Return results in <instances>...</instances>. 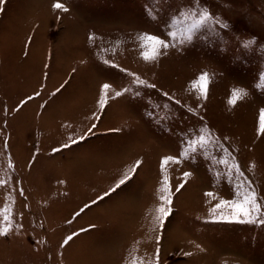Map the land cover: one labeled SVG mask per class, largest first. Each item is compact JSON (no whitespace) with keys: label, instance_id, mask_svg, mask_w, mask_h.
<instances>
[{"label":"rangeland","instance_id":"374dc122","mask_svg":"<svg viewBox=\"0 0 264 264\" xmlns=\"http://www.w3.org/2000/svg\"><path fill=\"white\" fill-rule=\"evenodd\" d=\"M57 2L63 3L68 12L56 10L53 5ZM193 12L197 13L195 17ZM201 13L228 27L209 21L193 33L191 40L181 41L180 33ZM171 32L177 33L175 40L169 36ZM145 33L160 36L176 47L154 63L145 61L142 52L151 51L150 47H141L140 37ZM26 37L29 44L33 38L29 53L34 42L41 48L34 61L21 55ZM250 39L253 43L248 44ZM45 55V67L53 70L45 72L47 90L56 87L71 71L68 98L79 94V88L95 94L103 80L113 82L117 86L114 90L130 88L119 98L122 102L115 109L120 119H132L128 116L132 114L137 117L140 130L129 136V142L152 141L154 161L171 152L182 159L183 172L193 173L178 195V199L183 198L170 225L173 237L165 247L167 264H218L219 259L229 257L242 264H264V225L220 220L221 215L231 216L232 210L227 206L215 213L211 211L221 200L243 201L250 188L264 205V140L256 134L259 111L264 108V0H0V56L4 57V65L0 60V112L5 101L12 107L35 91ZM94 57H103V62ZM113 64L119 68L111 67ZM24 66L31 71L26 76L21 70ZM120 68L154 83L156 88L138 86ZM201 72L210 76L207 101L198 100V93L191 87ZM235 88H243L247 95L232 107L228 100ZM201 127L210 128L212 137L207 139L212 142L194 143L195 152L183 155L189 142L199 140ZM217 137L227 138L230 152L217 146ZM1 143L0 140V180L5 183L0 185V214L7 212L12 226L23 225V230L0 237V264H59V255L63 254L66 264L82 260L75 252L68 254L72 243L66 249L58 247L65 232L54 231L52 226L49 193L54 185L41 187L33 183L37 175L34 173L27 177L29 197L13 198ZM82 149L76 154L81 155ZM129 151L127 147L114 154L119 159V155ZM65 160L67 155L52 163ZM47 161L50 160L42 159L41 166ZM234 161L241 165L242 177L233 169ZM145 169L143 165L139 174ZM36 185L40 188L36 189ZM209 191L214 198L205 196ZM132 192L130 189L119 195L118 200ZM68 204L64 201L60 210L66 212ZM259 214L264 215V208ZM67 217L65 213L59 220ZM205 217L218 225L202 223ZM256 217L253 211L249 219ZM34 239L45 243L35 246ZM194 242L206 251L193 255ZM181 245L183 253L193 256L183 255L182 259L177 254Z\"/></svg>","mask_w":264,"mask_h":264},{"label":"crops","instance_id":"0c3cea01","mask_svg":"<svg viewBox=\"0 0 264 264\" xmlns=\"http://www.w3.org/2000/svg\"><path fill=\"white\" fill-rule=\"evenodd\" d=\"M27 41L26 37L21 47V55L30 57L29 60L34 61L37 57L39 58L41 48L34 42V47L29 53L33 38L30 44ZM18 48L16 47V50ZM94 58L96 61L103 62V57ZM0 60H3L4 65V57L0 56ZM47 61L48 58L45 55L39 77L40 83L35 91L31 92V95H35L36 91H40L41 95L29 102L18 114L13 111L11 115L5 117L4 111L0 112V127L7 125L3 133H0V140L1 147L4 146L5 151V166L10 172L8 184L13 198L29 197L31 187L27 177L33 176L34 173L37 175L34 176L36 180L33 183L42 185L41 187L54 185L55 189L49 193V196L51 195L49 198L51 199L50 207L53 206V230L65 232L60 242L68 234L87 229L80 232L70 246L71 250L68 254L75 252L82 257V260L74 264H152L154 252L158 248L161 250L162 264H167L165 247L169 239L173 237L170 225L179 212L177 204L183 198L182 196L178 199L179 194L174 198L173 215L166 222L165 230L162 231L157 220L159 215L157 210L161 203L159 189L163 187L160 161L166 155L172 156V153H163L158 156L157 161H154L151 156L152 141L143 142V144L129 142V136L137 133L140 127L134 114L132 116L127 114L132 119L118 118L115 109L122 102L119 98L109 101L105 113L100 112L97 105L100 88L102 84L110 83L114 90L117 86L113 82L101 81L95 94L87 93L84 88H79V94L68 98L66 93L69 91L68 84L72 81L71 73L73 72L71 71L56 87L47 90L48 79L45 82V72L53 71L45 67ZM49 63L53 62L49 61ZM21 70L25 76L31 72L25 66ZM63 85L66 86L60 92L61 94L55 97L50 95ZM28 95L20 98L14 106ZM14 106H8L5 101L3 108L12 109ZM94 113L102 116V122L93 120ZM146 120L150 125L149 118ZM92 123H96L98 127L93 134H87V129ZM81 135L85 136L84 140H79ZM70 137L79 142L72 144ZM111 139L114 142H111ZM4 141H8V146L4 145ZM65 143L71 146L56 154L52 153L54 147H60ZM127 147H130V151L126 155L120 153L121 158H116L114 153L123 151ZM81 148L83 153L77 155L76 151ZM34 152H38L39 156L34 166L30 167ZM65 155H67L65 162L52 163L53 160H58ZM42 159L50 161L41 166ZM137 159L144 161L145 171L123 185L110 198L106 197L103 202L98 201L91 206L90 210H86L80 217L73 219L75 212L86 203L91 204L94 198H98L114 187ZM180 160V164L170 163L165 169L172 185L178 184L183 174V162L182 159ZM38 185L36 189L40 188ZM130 189L133 192L129 197L118 200L119 195ZM20 190L23 191V196L20 195ZM83 191L85 193H82ZM64 201L69 202L66 212L60 210ZM65 213L68 215L67 219L59 220ZM69 220H72V223H69ZM201 222L207 225L209 223L218 225L217 221H210L208 217ZM158 236L162 237L160 243L156 242ZM194 245L193 255L197 251L199 253L206 251L195 242ZM106 248H110V251ZM177 254L183 259V245L179 247ZM64 256L65 254L59 255V264H66ZM229 258L219 259L218 264L243 263Z\"/></svg>","mask_w":264,"mask_h":264},{"label":"snow or ice","instance_id":"6c2138e0","mask_svg":"<svg viewBox=\"0 0 264 264\" xmlns=\"http://www.w3.org/2000/svg\"><path fill=\"white\" fill-rule=\"evenodd\" d=\"M53 7L56 10H63L64 12H68V8L64 6L63 3H55ZM197 13L193 12L192 16H196ZM212 21L213 23L219 22L221 23L222 27H228L227 24H223L221 21H215L213 17L209 16L207 13H201L199 19H194L191 25L185 29L183 32L180 33V40H191L192 35L195 31H197L201 26L206 24L207 22ZM169 36L173 40L176 39L177 33L176 32H171L169 33ZM89 39H93V37H89ZM140 40L142 41L141 47H150L151 51H143L142 52V58L145 61L148 62H156L159 60L161 56H163L170 48H175L176 45L174 43H169L167 42L166 39H162L160 36L157 35H150V34H143L140 37ZM143 41L149 42L147 45L143 44ZM248 44L253 43V41L250 39ZM247 46V45H246ZM27 55V54H25ZM107 63V61H105ZM113 68H119L118 65H111ZM121 72L126 73L128 76H131L134 78V82L138 86H143L145 88H152L155 89L156 85L149 84L146 81L140 79L138 76L135 75V73L128 72L127 69L120 68L119 69ZM209 83H210V76L208 72H201L195 80L192 81L191 87L198 93L197 99L198 100H203L207 101L209 98ZM66 85L61 86V88H57L55 92L50 93L51 96L55 97L57 94H59L62 89ZM264 87V84L261 85ZM113 88V85L110 83H104L102 84L99 92V97L97 100V105L101 113H105L107 111V107L109 105L110 100H115L123 95L125 93H129L131 91L130 88H122L121 90H113V92L110 94L109 90ZM41 95L40 91H36L35 95H28L26 98H23L21 101L18 102L16 106H14L12 109H8L7 107H4L2 110L4 111L5 117L11 115L13 111H15L17 114L23 110V108L31 101L36 99ZM135 95H139V93H136ZM163 95L169 99H171L174 103L180 104V101L177 100L174 96H170L168 92H163ZM247 95V93L244 92L243 88H235L232 90L230 99L228 100V104L232 107H235L243 97ZM41 107H46V105H41ZM167 107V105H165ZM199 107H203V105H199ZM188 111H193L191 108L188 109ZM198 115V113H196ZM93 120L94 121H101L102 122V116L93 114ZM201 120L203 118L201 117ZM7 125H4L3 127H0V133H3L4 127ZM98 125L96 123H92L91 126L87 129V134H93L95 130L97 129ZM114 131H118V129H113ZM202 135L199 137V140L196 142H189V148L185 150L183 155H187L189 151L195 152V147L192 146L194 143H199L201 145L212 142L211 140L207 139L209 137H212V132L210 128L206 127H201L200 129ZM256 134L257 136L261 139L264 140V108L260 109L259 111V122H258V127L256 129ZM71 140L72 144H76L79 142V140H84L85 136L81 135L79 137V140L69 138ZM227 138H216L217 146L224 152H230V145L226 143ZM5 146H8V141L3 142ZM71 145L69 143H65L60 147H54L52 149V153L56 154L58 152H61L63 149L69 148ZM39 156L38 152H34L33 157L31 158V164L29 165L34 166V164L37 161V158ZM170 163H175V164H180L181 160L179 159L178 156H171V155H166L161 158L160 161V172L162 174V180L161 184L163 187L159 189L161 195L159 196L160 200V206L158 208V216L157 220L159 221V227L163 231L165 230V224L166 222L169 221L170 217L173 215L172 213V206L174 203V198L183 192V190L186 188V185L189 181V177L193 175L192 172L190 171H185L182 174V177L180 178V182L176 185H172L170 182V178L165 172L166 167ZM226 163V161H225ZM144 164V161L142 159H137L132 165L127 172L124 173L122 178H120L112 187L110 190L105 191L103 195L99 196L98 198H94L92 200L91 204H85L82 208H80L77 212H75L73 219L80 217L86 210H90L92 205L97 204L98 201L103 202L105 198H110L112 194L116 193L117 190H119L123 185L127 184L129 181L133 180L134 177L139 175L140 170L142 169V166ZM11 167V165H10ZM233 169L235 172L240 175L241 177L244 175L241 165L234 161L232 165ZM5 182L3 180H0V185H3ZM20 195L23 196L24 193L22 190H20ZM205 196L214 198V193L209 191L205 193ZM230 207L232 210V214L230 217H225L221 215L219 217L220 220H228L229 222H236V223H259L261 225H264V215H260L259 213L261 212V209L264 208V205H261L258 200V196L254 190L250 188L249 193L245 194V197L243 201H237V200H221L218 204L215 205V207L211 210L213 213L216 212L217 209H220L221 207ZM253 211L257 213L256 219H249V217L252 215ZM0 218L3 220V225L0 226V237L7 238L10 234L16 232V231H22L23 230V225H20L18 227L12 226L11 220L7 215V212L0 214ZM69 223H72V220L68 221ZM40 227L43 228V224H40ZM87 231V229H81L79 232H73L71 234L66 235L63 237V239L60 242L59 247L60 248H66L71 245V243L74 242V240L80 235V232ZM162 237L158 236L156 242L160 243ZM33 245L39 246L45 241H41L39 239H34L32 241ZM184 256H190V252H184ZM152 264H162V259H161V250L158 248L155 250L154 255H153V261Z\"/></svg>","mask_w":264,"mask_h":264}]
</instances>
